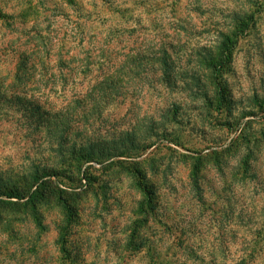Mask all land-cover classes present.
I'll return each mask as SVG.
<instances>
[{
    "label": "rangeland",
    "instance_id": "rangeland-1",
    "mask_svg": "<svg viewBox=\"0 0 264 264\" xmlns=\"http://www.w3.org/2000/svg\"><path fill=\"white\" fill-rule=\"evenodd\" d=\"M242 12L253 18L218 109L193 94L208 80L190 76L198 51ZM39 43L46 48L34 61L44 63L30 93L50 113L28 124L15 91L0 99V175L35 165L59 172L61 187L80 198L70 257L59 242L60 206L42 204L39 228L3 204L0 264H264V0H0V77L13 80L19 57ZM162 56L177 71L162 70ZM61 110L65 117L51 119ZM88 143L96 159L83 164L81 181L82 156L67 151ZM195 155H208L198 187L185 163ZM124 167H147L159 204L139 236L131 235L144 194ZM130 239L147 243L127 247Z\"/></svg>",
    "mask_w": 264,
    "mask_h": 264
},
{
    "label": "trees",
    "instance_id": "trees-1",
    "mask_svg": "<svg viewBox=\"0 0 264 264\" xmlns=\"http://www.w3.org/2000/svg\"><path fill=\"white\" fill-rule=\"evenodd\" d=\"M250 15L251 14L242 12L232 30L230 29L220 31L219 39L214 46L202 48L203 50H199L196 54L199 58L198 64L200 67L198 69L202 73H200L197 69H193L192 75L190 77H196L202 81L207 79L208 82L204 81L206 86L202 90L194 92L193 94H205L206 99H211L212 105H214L218 109H221L224 105L223 101L225 98V93H223L224 90L222 86L224 81V73L226 70H228L229 65L233 61L234 51L238 46L240 40L249 33L250 24L248 23V21L250 18H253V15ZM244 17H247V21H244ZM37 33L38 32H36V34ZM37 35H39V33ZM41 44L44 46V48H46V45L43 43L35 44L32 49L29 50V52L19 57V61L16 64V72L13 80L6 82V79L4 77H0V99L2 101L12 100L9 93L11 91H15V94H13V99L14 101H17L18 105L19 103L21 104V108H23L22 110L24 114L23 117H25L28 124H33L36 121L37 117H41L42 115H47L50 113L47 109H45L46 107L44 106V104H41L37 102V100L32 99L31 96L33 93H30V91L36 89L34 88V85L36 81L35 70H37V65L38 63L43 62L34 61L35 56L41 52ZM158 61L162 67V70L167 71L174 69L175 71H177L176 67L173 66V61L168 60L163 56L158 58ZM201 75L202 79H200ZM175 83L176 80L175 82H173L172 86ZM108 84L112 87L115 86L116 79L114 76L110 77ZM208 84L212 85V88H210ZM210 92L212 93V95L214 93V98L213 96H208ZM66 114V110H61L60 112L54 111V116L50 117L51 119H59L60 117H65ZM67 152L70 154V156L75 155L79 158H81L82 156L83 162H78V160L76 161V165L79 166L76 167V170L79 174H81V181L82 179L87 180V168H83V164L86 162L95 161V145L93 143H88L86 145H81L78 148L76 146H72L68 149ZM61 155L63 156V154ZM120 156L125 160L129 159L125 155ZM207 156L208 155L189 156L188 159H190L191 161L185 162L190 165V174L192 175L196 187L199 186L196 182L199 175L198 172H200V169L207 164L206 161L204 162ZM146 169L147 167H137L132 170L128 167H124V170L129 172V174L133 172L134 174L138 175L136 184L144 194V198L143 200H141L138 209V213L140 212V215H142L144 218L142 220H138L135 224L133 230L134 233H132L131 235L132 237L134 234L139 236L140 225H145V223L148 222L149 215H151V213H154V210L157 209V205H159L158 202H154L155 200L153 197H156V192L151 187V184H148V178L146 177L145 173ZM56 176H59V172L56 171L55 168L49 166L40 168L39 165H35L33 168L25 171L23 175H16L15 178H13L12 175L6 176L1 173L0 205L13 204V206H20V208L23 209L21 211L22 214H25V217H31L32 220L35 221V223L39 226V228H43V218L40 212V207L42 206V204L56 203L58 206H60L64 212L65 223L64 226H62L60 229L59 242L62 252L67 255V258H69L70 248L68 246L69 240L67 237V233L68 229L72 227L77 217V213L75 211V207L77 206L74 204V202L78 201L80 198L77 194L71 193L69 191L71 190L70 187L62 188L61 183L57 180V178H55ZM21 183H23L24 186H21ZM131 236H129V238ZM138 242H136V246H134L133 244L135 242L130 239L128 241L127 247H140V249H143L144 245L147 243V239L143 240V242Z\"/></svg>",
    "mask_w": 264,
    "mask_h": 264
}]
</instances>
